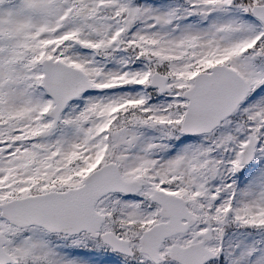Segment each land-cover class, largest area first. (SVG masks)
I'll return each mask as SVG.
<instances>
[{
  "label": "snow or ice",
  "instance_id": "snow-or-ice-1",
  "mask_svg": "<svg viewBox=\"0 0 264 264\" xmlns=\"http://www.w3.org/2000/svg\"><path fill=\"white\" fill-rule=\"evenodd\" d=\"M0 264H264V0H0Z\"/></svg>",
  "mask_w": 264,
  "mask_h": 264
}]
</instances>
